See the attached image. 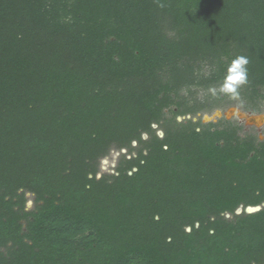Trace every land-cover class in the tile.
<instances>
[{
    "label": "trees",
    "instance_id": "16d2710c",
    "mask_svg": "<svg viewBox=\"0 0 264 264\" xmlns=\"http://www.w3.org/2000/svg\"><path fill=\"white\" fill-rule=\"evenodd\" d=\"M237 56L264 0H0V264H264V141L180 96Z\"/></svg>",
    "mask_w": 264,
    "mask_h": 264
},
{
    "label": "rangeland",
    "instance_id": "374dc122",
    "mask_svg": "<svg viewBox=\"0 0 264 264\" xmlns=\"http://www.w3.org/2000/svg\"><path fill=\"white\" fill-rule=\"evenodd\" d=\"M207 68L204 66L201 68V74H206ZM220 84L215 85H209L206 87L202 86H192L189 88H184L180 91V96L183 97L188 102H197L201 104H208L210 110L206 111H200L193 117L194 119L201 118V121L203 122V119L208 117V121L215 122L219 118H225L224 115L220 116L219 118L213 117V114L216 111L224 112L229 107H236L240 111H243L245 113H264V96L258 97V98H247L241 93V89L239 88V97L238 98H232L229 95H223V94H217L213 95V92H217L219 90ZM252 110H257L258 112H252ZM190 115H187L186 118H188ZM183 117H177L178 120H181ZM231 121H236L244 126V131L254 132L257 134V137L259 140L264 141V123L260 126L255 125H245L244 121L237 116H231L229 118ZM205 123V122H204ZM153 127H156L155 125ZM159 136L162 135V131L157 129L156 132ZM145 137V135H144ZM136 143L133 142L132 145H135ZM126 152V149H115L112 148L109 153L104 156L99 161V174L102 173H112L114 167L116 166V163L120 157L121 154H124ZM129 157V156H127ZM27 202H26V209H31L33 205V196L32 194L27 193ZM241 208H238L236 210V213L240 212ZM227 217L229 215H226Z\"/></svg>",
    "mask_w": 264,
    "mask_h": 264
},
{
    "label": "clouds",
    "instance_id": "9594fccd",
    "mask_svg": "<svg viewBox=\"0 0 264 264\" xmlns=\"http://www.w3.org/2000/svg\"><path fill=\"white\" fill-rule=\"evenodd\" d=\"M248 63V59L244 56H237L232 59L225 69V75L218 93L214 91L213 95L223 94L234 99L238 98L239 88L248 82Z\"/></svg>",
    "mask_w": 264,
    "mask_h": 264
},
{
    "label": "water",
    "instance_id": "95a60500",
    "mask_svg": "<svg viewBox=\"0 0 264 264\" xmlns=\"http://www.w3.org/2000/svg\"><path fill=\"white\" fill-rule=\"evenodd\" d=\"M232 109H235V108L234 107H229L223 113L220 112V111H216L213 114V117L219 118L223 114L224 117H226L227 119H229L231 116H237L238 118H240V119H242L244 121V124L245 125L260 126V125H262L264 123V120H262L261 123L258 125L257 122L252 119L253 117H256V116H260V117L261 116H264V113H253V114H251V113H245L243 111H240L238 113H235V112H231ZM207 120H208V117H206L205 119H203V122H206ZM262 206H264V204H262ZM260 208H261V206H248V207H246L245 212L246 213H252V212L258 211ZM240 212H238V213H240Z\"/></svg>",
    "mask_w": 264,
    "mask_h": 264
},
{
    "label": "bare ground",
    "instance_id": "6f19581e",
    "mask_svg": "<svg viewBox=\"0 0 264 264\" xmlns=\"http://www.w3.org/2000/svg\"><path fill=\"white\" fill-rule=\"evenodd\" d=\"M235 109H232L231 112H235V113H238L240 112V110L236 107H234ZM253 120H255L257 122V124L259 125L261 123L262 120H264V116H256V117H253L252 118Z\"/></svg>",
    "mask_w": 264,
    "mask_h": 264
}]
</instances>
